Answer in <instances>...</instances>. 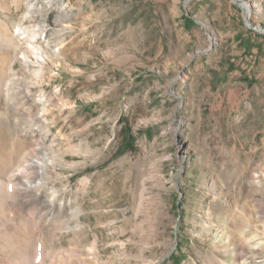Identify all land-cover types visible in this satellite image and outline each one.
<instances>
[{"label": "rangeland", "instance_id": "374dc122", "mask_svg": "<svg viewBox=\"0 0 264 264\" xmlns=\"http://www.w3.org/2000/svg\"><path fill=\"white\" fill-rule=\"evenodd\" d=\"M0 183L21 264H264V0H0Z\"/></svg>", "mask_w": 264, "mask_h": 264}, {"label": "bare ground", "instance_id": "6f19581e", "mask_svg": "<svg viewBox=\"0 0 264 264\" xmlns=\"http://www.w3.org/2000/svg\"><path fill=\"white\" fill-rule=\"evenodd\" d=\"M245 13L247 16L250 14L249 8H245ZM3 173L4 175L10 173L8 176L9 182H12L17 178L16 175L11 172L7 164L3 167ZM23 195H25V192H23ZM16 203L17 202L11 206V209L13 210L10 211L9 209L7 212L8 218L6 224H9V230L4 231L0 237V242L3 241L2 245H0V261L11 259L13 264H21L19 258L21 259L24 258V256H27L28 248L31 247L34 241L29 237L28 228L25 226L27 223L25 224L22 218L18 219L17 216H15L16 214L14 211L16 210H14V207H16Z\"/></svg>", "mask_w": 264, "mask_h": 264}, {"label": "trees", "instance_id": "16d2710c", "mask_svg": "<svg viewBox=\"0 0 264 264\" xmlns=\"http://www.w3.org/2000/svg\"><path fill=\"white\" fill-rule=\"evenodd\" d=\"M242 37L243 36L241 35V38ZM242 45L244 46L246 50H249V51L255 48V45L249 39L242 40ZM122 122L124 123V121ZM119 138H120L121 146L123 147L124 152L134 151L135 136L128 129L127 124L121 127Z\"/></svg>", "mask_w": 264, "mask_h": 264}]
</instances>
